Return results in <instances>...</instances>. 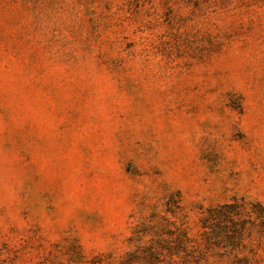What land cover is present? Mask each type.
<instances>
[{
	"label": "rangeland",
	"instance_id": "1",
	"mask_svg": "<svg viewBox=\"0 0 264 264\" xmlns=\"http://www.w3.org/2000/svg\"><path fill=\"white\" fill-rule=\"evenodd\" d=\"M233 198L264 264V0H0V264H118Z\"/></svg>",
	"mask_w": 264,
	"mask_h": 264
},
{
	"label": "trees",
	"instance_id": "2",
	"mask_svg": "<svg viewBox=\"0 0 264 264\" xmlns=\"http://www.w3.org/2000/svg\"><path fill=\"white\" fill-rule=\"evenodd\" d=\"M240 205L233 198L204 208L192 236L181 232L184 222L180 221L169 223L161 217L164 222L155 229H144L153 225L141 224L142 229L133 234L134 248L118 264H250L241 251L257 212L251 208L246 213Z\"/></svg>",
	"mask_w": 264,
	"mask_h": 264
}]
</instances>
